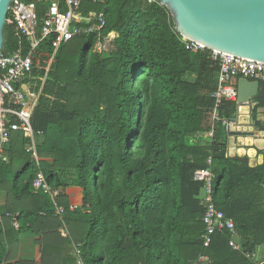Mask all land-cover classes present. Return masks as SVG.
Wrapping results in <instances>:
<instances>
[{
	"label": "trees",
	"instance_id": "obj_1",
	"mask_svg": "<svg viewBox=\"0 0 264 264\" xmlns=\"http://www.w3.org/2000/svg\"><path fill=\"white\" fill-rule=\"evenodd\" d=\"M84 9L103 12L102 33L114 36L113 49L94 52L96 37L82 36L53 56L48 38L32 53L22 86L28 105L36 101L37 156L48 185L60 190L55 205L63 215L32 188L37 168L25 152L27 140L12 135L8 162L0 164V191L9 223L18 218L15 230L0 223V264L12 244L7 232L34 231L45 248L63 225V242L79 246L83 264H253L232 251L228 234L203 248L201 185L193 175L208 158L216 209L233 221L245 250L263 247L264 264V205L256 204L264 193V159L249 168L227 157L226 131L211 124L217 68L209 51H187L159 3L105 0ZM4 34L9 54L17 41L9 27ZM260 86L256 101L264 106ZM235 109L225 102L218 116L233 118ZM211 131L210 143H193ZM200 256L208 261L199 262Z\"/></svg>",
	"mask_w": 264,
	"mask_h": 264
},
{
	"label": "built area",
	"instance_id": "obj_2",
	"mask_svg": "<svg viewBox=\"0 0 264 264\" xmlns=\"http://www.w3.org/2000/svg\"><path fill=\"white\" fill-rule=\"evenodd\" d=\"M104 1L60 0L57 3H49L47 0H37V2L13 0L7 12L6 27L12 30L17 46L13 52L9 54L3 52L0 56V164L8 162L5 149L12 135L21 134L27 140L25 152L30 155L31 162L37 168L32 188L47 194L54 203L56 215L59 217H62L63 209L55 205V199L60 190L52 189L41 171L37 156L36 134L31 126V116L36 101L31 106L28 105L27 96L22 86L32 71V53L48 38L54 39L53 56L60 46L82 36L93 35L96 37L94 51L97 53L113 49L114 36L102 33L106 25L103 12L84 10L86 3L94 5ZM141 1H145L147 4L158 3L157 0ZM176 35L178 41L187 51L206 50L200 44L190 41L178 33ZM208 51L210 61L217 68V86L211 94L214 102V111L210 117L211 124H220L226 131L230 126L229 119L219 117L218 110L225 102H233L236 105L238 79L244 78L264 84V63L218 51ZM45 71L47 73L48 68ZM212 135L211 131L202 138H196L193 143L206 145L210 143ZM211 167V158H208L206 168L195 171L193 175V180L201 185L198 199L204 209L202 223L205 234L201 241L203 248L206 249L210 246L215 235L228 234L230 236L229 247L233 251L241 253L253 264H263L259 261L257 253L244 251L235 241L238 234L233 221L216 209L213 202L216 176ZM8 216L10 215L8 214ZM64 236L67 237V234ZM73 249L77 260L76 264H83L79 246H74ZM207 261V257H199V262Z\"/></svg>",
	"mask_w": 264,
	"mask_h": 264
},
{
	"label": "water",
	"instance_id": "obj_3",
	"mask_svg": "<svg viewBox=\"0 0 264 264\" xmlns=\"http://www.w3.org/2000/svg\"><path fill=\"white\" fill-rule=\"evenodd\" d=\"M12 1L0 0V56ZM157 1L171 14L175 31L188 40L206 50L264 63V0ZM260 91L257 81L237 80L235 115L226 130L229 159L247 163L264 152V106L256 101ZM17 217L13 216L14 224Z\"/></svg>",
	"mask_w": 264,
	"mask_h": 264
},
{
	"label": "crops",
	"instance_id": "obj_4",
	"mask_svg": "<svg viewBox=\"0 0 264 264\" xmlns=\"http://www.w3.org/2000/svg\"><path fill=\"white\" fill-rule=\"evenodd\" d=\"M93 51H94V47H93ZM203 136L199 138H202ZM263 159H264V152H258L254 158H249L248 162L243 163V164H246L249 168H256L263 164ZM236 162H239V161H236ZM239 163H242V162H239ZM5 199H6L5 192L0 191V223L2 227L6 228L7 231L8 229L13 230L12 227L15 230L16 224L13 223V216L15 214L12 215V223L10 224L8 221L9 219L8 217H10L8 216L9 213H7V211L5 210ZM256 204L258 206L264 205V193L263 192L259 194V198L256 200ZM34 205L37 207V203L36 204L34 203ZM4 232L5 231H3V234ZM58 232L60 236L59 237L53 236L51 240L49 241L47 240L45 248L43 246V238L41 236H37L34 233V231H28V232H25L19 235H16V234L10 235L7 232V237L9 235L10 242H12V244L10 246V251L8 247V255H7L8 257L3 264H75V255H74V249H73L74 244H72L73 242H71V244L66 243V242L65 244L63 242L64 238L66 237L64 235L67 234L65 226L63 225L58 230ZM46 234L47 233H43V236H46ZM235 241L240 246L242 245L239 235H237V238L235 239ZM262 248L263 247H258L255 252L253 251L254 253L258 254L259 261H261L260 257L262 258V253H263ZM242 249L244 251H247L243 247Z\"/></svg>",
	"mask_w": 264,
	"mask_h": 264
},
{
	"label": "rangeland",
	"instance_id": "obj_5",
	"mask_svg": "<svg viewBox=\"0 0 264 264\" xmlns=\"http://www.w3.org/2000/svg\"><path fill=\"white\" fill-rule=\"evenodd\" d=\"M112 48H113V47H112ZM112 48H111V49H112ZM187 80H190V79H189V78H187Z\"/></svg>",
	"mask_w": 264,
	"mask_h": 264
}]
</instances>
